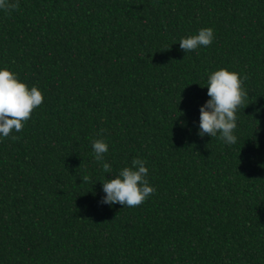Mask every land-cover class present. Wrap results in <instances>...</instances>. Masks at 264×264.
I'll use <instances>...</instances> for the list:
<instances>
[{"label":"trees","instance_id":"trees-1","mask_svg":"<svg viewBox=\"0 0 264 264\" xmlns=\"http://www.w3.org/2000/svg\"><path fill=\"white\" fill-rule=\"evenodd\" d=\"M8 2L0 69L44 101L0 135V264H264V0ZM221 68L247 93L232 145L199 135ZM133 159L154 193L103 203Z\"/></svg>","mask_w":264,"mask_h":264},{"label":"clouds","instance_id":"clouds-1","mask_svg":"<svg viewBox=\"0 0 264 264\" xmlns=\"http://www.w3.org/2000/svg\"><path fill=\"white\" fill-rule=\"evenodd\" d=\"M18 4L0 0V9L9 11L17 8ZM214 39L212 28H203L198 34L182 38L180 48L186 53L200 46H208ZM246 79V77H245ZM243 81L237 72L227 68L214 71L207 82L210 99L200 109L199 135H209L212 138L220 134V139L232 145L237 142L234 130L237 127V110L244 105L247 96L242 87ZM44 101L42 91L29 86L18 79L17 75L8 68L0 69V135L7 138L13 130L20 132L24 122L29 120L33 111ZM259 111V109H258ZM12 139H17L13 136ZM96 161H103L108 151V144L101 139L93 142ZM82 165V164H81ZM105 173H111L109 163L102 164ZM149 169L141 159H133L131 167L120 170L114 178L103 181V191L106 196L103 203H119L128 207L141 205L152 195L155 188L146 179ZM83 183L90 177L82 176Z\"/></svg>","mask_w":264,"mask_h":264}]
</instances>
